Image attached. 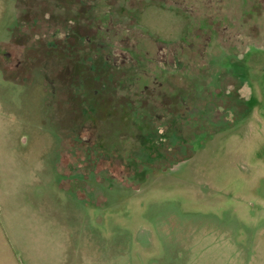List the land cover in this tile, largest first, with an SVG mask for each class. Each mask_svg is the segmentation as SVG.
Segmentation results:
<instances>
[{"label":"rangeland","instance_id":"rangeland-1","mask_svg":"<svg viewBox=\"0 0 264 264\" xmlns=\"http://www.w3.org/2000/svg\"><path fill=\"white\" fill-rule=\"evenodd\" d=\"M0 264H264V0H0Z\"/></svg>","mask_w":264,"mask_h":264},{"label":"flooded vegetation","instance_id":"flooded-vegetation-1","mask_svg":"<svg viewBox=\"0 0 264 264\" xmlns=\"http://www.w3.org/2000/svg\"><path fill=\"white\" fill-rule=\"evenodd\" d=\"M246 111L244 110V112L242 113V115L240 117H236L235 119L227 117L226 114L223 116V121L222 122H218V120H215V124L217 125H213V126H221L225 123L228 124V126L232 127L234 124H236L237 121L241 120V118L243 117V114ZM229 113H227L228 115ZM177 115H181L180 117H184L185 119L187 118L184 114V112H178ZM153 119H155V121H153V136L156 137L155 140H166V138L168 137V132L169 129H173L174 126L177 127V125L174 122V112L171 110L169 112H154L153 115ZM189 121H186L185 123H187ZM152 124V123H151ZM186 126V125H185ZM227 128V127H225ZM225 128H221L219 130H217L216 132L221 131L222 129ZM214 132V133H216ZM173 141V140H172ZM174 143V148H176V150L171 151V157L167 158L164 160L163 162V166L165 169L174 167L176 165L182 164L185 160H188L190 158V156L185 157V154H187V147L178 143L177 140H174L172 142V144ZM185 157V158H183ZM154 161H153V165H154ZM154 168V167H153ZM158 171H161L160 168L157 169ZM164 170V169H162ZM103 192H105V194L110 197L111 193H109L107 190L103 189Z\"/></svg>","mask_w":264,"mask_h":264},{"label":"crops","instance_id":"crops-1","mask_svg":"<svg viewBox=\"0 0 264 264\" xmlns=\"http://www.w3.org/2000/svg\"><path fill=\"white\" fill-rule=\"evenodd\" d=\"M109 193H113V194H111L112 196H113V198H114V200L116 199V198H118V192L116 193V190H114L113 188H111V189H109V190H107ZM106 199H108L109 200V197L107 196L106 197ZM151 232V231H150ZM150 235V238H152V233H149Z\"/></svg>","mask_w":264,"mask_h":264},{"label":"bare ground","instance_id":"bare-ground-1","mask_svg":"<svg viewBox=\"0 0 264 264\" xmlns=\"http://www.w3.org/2000/svg\"><path fill=\"white\" fill-rule=\"evenodd\" d=\"M109 200H112V196L109 197Z\"/></svg>","mask_w":264,"mask_h":264}]
</instances>
